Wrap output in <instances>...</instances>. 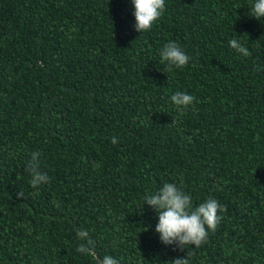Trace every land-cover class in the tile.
<instances>
[{"label":"trees","instance_id":"trees-1","mask_svg":"<svg viewBox=\"0 0 264 264\" xmlns=\"http://www.w3.org/2000/svg\"><path fill=\"white\" fill-rule=\"evenodd\" d=\"M251 4L165 0L139 33L131 0H0V264H264V18ZM169 41L187 65L162 60ZM178 91L195 100L178 108ZM34 152L49 178L35 188ZM165 182L194 207L224 205L199 247L155 232L144 198Z\"/></svg>","mask_w":264,"mask_h":264},{"label":"clouds","instance_id":"clouds-1","mask_svg":"<svg viewBox=\"0 0 264 264\" xmlns=\"http://www.w3.org/2000/svg\"><path fill=\"white\" fill-rule=\"evenodd\" d=\"M131 2L134 6V27L139 33L150 30L153 23L165 10V0H131ZM248 14L258 20L264 18V0H252ZM229 45L245 57L251 55L249 49L237 38L231 39ZM160 55L162 60L176 67L187 65L191 59L175 41L165 44ZM171 100L180 108L192 104L195 97L178 91L172 95ZM111 142L117 143L116 138L113 137ZM39 155L38 152L32 153L29 161V171L32 174L30 183L34 188L41 182H48L49 179L45 173L38 170L40 161L33 163ZM21 196L23 193L18 192L17 197ZM145 204L151 206L158 215L155 232L159 234L160 241L164 245H175V248L181 250L186 245L199 247L204 243L208 237V230L215 231L221 220L218 211L224 210V205L219 204L213 198H208L205 202L194 207L192 196L183 191L176 183L169 182H165L155 193L146 195L143 206ZM143 206L140 210L143 209ZM77 251L89 253V248L81 245ZM96 264H119V261L110 255H105L102 259L96 258ZM172 264H188V258L187 256L176 258Z\"/></svg>","mask_w":264,"mask_h":264}]
</instances>
